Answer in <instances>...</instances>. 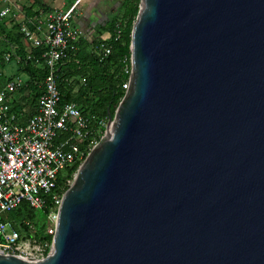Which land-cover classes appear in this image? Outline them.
<instances>
[{"label":"water","instance_id":"95a60500","mask_svg":"<svg viewBox=\"0 0 264 264\" xmlns=\"http://www.w3.org/2000/svg\"><path fill=\"white\" fill-rule=\"evenodd\" d=\"M129 87L45 259L264 264V0H141Z\"/></svg>","mask_w":264,"mask_h":264},{"label":"built area","instance_id":"2783aa9c","mask_svg":"<svg viewBox=\"0 0 264 264\" xmlns=\"http://www.w3.org/2000/svg\"><path fill=\"white\" fill-rule=\"evenodd\" d=\"M3 1L6 0H0ZM9 13L8 5L0 6L1 19ZM74 19V7L38 12L19 24L22 44L26 50L31 49L27 50L26 59L18 54L17 44L11 45L14 53L5 57L9 62L15 56L21 64L33 59V50L41 49L34 59L35 70L42 77L17 75L0 86V253L3 254L32 259L47 257L52 243L36 236L30 221H24L29 227L25 231L9 213L23 204L37 211L50 201L54 206L47 216L45 235L54 236L62 190L73 183L69 178L60 181V174L79 167L110 127L108 118L95 119L94 126L75 102H62L60 72L70 61L75 43L81 38L91 43L94 40L89 31L74 26ZM95 52L104 59L111 48L100 42ZM81 82L86 83V79ZM31 83L39 91L31 89ZM123 87L125 91L128 89L129 80Z\"/></svg>","mask_w":264,"mask_h":264},{"label":"trees","instance_id":"16d2710c","mask_svg":"<svg viewBox=\"0 0 264 264\" xmlns=\"http://www.w3.org/2000/svg\"><path fill=\"white\" fill-rule=\"evenodd\" d=\"M140 1L123 0L112 18L98 25L96 28L97 34L92 35L94 38L93 43L84 38L75 43V48L70 54V61L59 74L58 83L62 102H75L82 113L93 120L94 126H96L95 119H109L110 113H115L120 100L124 96L125 89L123 85L129 80L131 74V33L139 11ZM0 26L6 28L4 21H0ZM2 31L3 29H0V37L8 42L10 47L15 44L19 45L18 54L26 59L27 52L31 49L28 51L24 49L25 46L22 44V34L19 27H16L14 32L6 31L5 34H2ZM118 31H120V35ZM105 37L107 38L104 41L103 38ZM100 42H104L111 48L110 55L104 59L95 52V46ZM32 52L31 56L34 59V57L39 56L41 49ZM33 59L26 60L21 64L15 62L20 65L19 71L23 74H28L32 79L36 76L41 79L42 73L35 70V59ZM76 60L79 63H76ZM84 78L86 83L81 82ZM29 87L34 91H39L34 83H31ZM77 169L78 166H75L62 172L59 176L60 181H65L68 178L73 179ZM68 188L69 186L65 185L62 192H65ZM53 206V203L48 201L43 209L34 211L29 209L27 204H23L9 213V217L17 225L20 223L25 231L29 227L24 221H30L36 229V236L45 237L52 243L53 235H45V233L47 216Z\"/></svg>","mask_w":264,"mask_h":264},{"label":"crops","instance_id":"0c3cea01","mask_svg":"<svg viewBox=\"0 0 264 264\" xmlns=\"http://www.w3.org/2000/svg\"><path fill=\"white\" fill-rule=\"evenodd\" d=\"M123 1V0H122ZM121 0H11L10 21H4L6 31H12L19 27L20 23L35 17L38 12L54 10L58 8H75V19L78 21L77 28L97 34L98 25L109 21L115 11L122 4ZM72 2V3H70ZM9 13L6 19L10 18ZM74 19V20H75ZM75 26V25H74ZM30 50V47L27 48ZM1 86V85H0Z\"/></svg>","mask_w":264,"mask_h":264},{"label":"rangeland","instance_id":"374dc122","mask_svg":"<svg viewBox=\"0 0 264 264\" xmlns=\"http://www.w3.org/2000/svg\"><path fill=\"white\" fill-rule=\"evenodd\" d=\"M70 3H72V2H70ZM5 5H8L11 16L8 19H6V18L1 19L0 18V21H10L9 19H12V17L15 19V16H13V12L11 13V11H12L11 7H10L11 0H6V1L0 2L1 7L5 6ZM73 23H74L75 27L77 28L78 21L75 19ZM0 29H3L2 34H5L6 28H3L2 26H0ZM24 49H26V47H24ZM9 52L12 54L14 53L13 49L10 47L9 43L6 42L5 40H3V38L1 37V39H0V85H3L6 82V80L9 79L10 77H14L17 75L22 76V78H26V75H23V73L21 71H19L20 65L15 62V61H17L15 56H13L11 62L6 61L5 57H6V54ZM76 172H77V170H76ZM76 172H75V174H76ZM73 180H74V178H73ZM73 180H72V182H73Z\"/></svg>","mask_w":264,"mask_h":264}]
</instances>
